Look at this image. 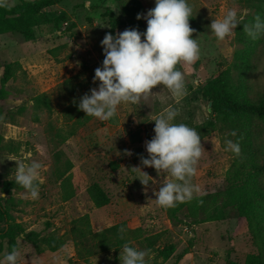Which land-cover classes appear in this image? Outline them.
<instances>
[{"label": "rangeland", "instance_id": "374dc122", "mask_svg": "<svg viewBox=\"0 0 264 264\" xmlns=\"http://www.w3.org/2000/svg\"><path fill=\"white\" fill-rule=\"evenodd\" d=\"M143 1L146 15L155 6V0ZM10 3L14 5L16 0ZM188 3L193 6L195 18L190 24L196 30L192 38L198 39L201 47L198 61L178 66L185 75L188 95L173 97L166 87L157 86L152 89L156 94L149 100L122 104L114 118L108 121L93 118L67 139L60 132L67 129L62 109L69 92L59 85L70 79L75 96L80 97L90 94L92 88L98 89L99 81L94 83L93 78L104 59L101 41L110 33L108 15L125 21L117 32L136 28L143 33L146 20L142 18L135 25L126 22L118 0H65L46 9L52 22L33 27V39L15 33L0 35V67L4 62L16 60L22 65L7 84L9 97L0 101V192L3 182L12 180L9 177L15 172L16 161L35 160L43 165L39 199H31L23 188L11 192L8 205L13 222L41 236L52 232L62 236L69 232L74 219L85 214L89 215L95 231L128 220L148 235L159 233L158 245L175 246V253L163 261L157 260V252L142 241H132L130 245L135 248L151 250L148 264L243 263L249 253L257 252L246 221L237 217L236 210H230V215L227 212L229 217L224 221L194 223L182 214L171 217L169 208L159 207L153 200L154 191L159 190L163 180L174 178L158 174L153 167L141 163V157L148 158L145 141L155 135L152 120L165 108H179L175 122L195 129L210 119L211 102L202 97L201 89L224 70L229 71L238 85L243 100L264 98V35L250 39L241 23L234 36L218 41L210 29L212 20L222 19L228 9L236 10L243 23L254 22L256 15L264 20V0H188ZM193 80L198 83L193 85ZM43 92L52 98L50 113L33 107L32 98ZM239 119L254 146H260L259 153L249 160L245 181L264 183V177L254 173L251 167L264 159V117L246 115ZM137 131L142 144L133 145L131 136ZM226 139L231 137L219 127L201 139L205 153L192 180L201 189L199 195L215 194L227 184L236 155L224 150ZM125 150H132V154L127 155ZM67 160L88 185L102 186L110 198L108 205L97 208L85 189L68 201L62 199L57 172ZM133 167L153 178L148 186L141 184V174L132 171ZM1 244L0 262L9 252L7 241ZM18 245L21 264H121L120 248L81 257L71 240L55 252L44 245L38 250L20 238Z\"/></svg>", "mask_w": 264, "mask_h": 264}, {"label": "clouds", "instance_id": "9594fccd", "mask_svg": "<svg viewBox=\"0 0 264 264\" xmlns=\"http://www.w3.org/2000/svg\"><path fill=\"white\" fill-rule=\"evenodd\" d=\"M10 0H0V8H9ZM193 6L188 0H155V6L146 15L137 14L136 19H145L146 31L126 29L116 35L106 33L101 41L104 59L102 67L95 69L93 82L99 81L97 88L90 94H84L78 108L86 116L101 121L114 118L122 104H140L149 100L156 93L152 89L164 86L173 97L188 95L187 81L179 65H192L201 58L198 39L192 35L196 31L190 26ZM243 24L244 33L252 40L264 35V20L259 15L254 22L243 23L234 9H228L222 19H214L210 29L218 41H224L235 35L239 24ZM143 36V40H142ZM72 44V41H71ZM196 85L198 81H191ZM180 109L169 106L152 121L155 122L154 137L145 141L148 158L141 157L145 167H153L158 174H166L174 179H164L158 191H154L156 205L173 208L181 202H190L201 193L198 185L192 183L198 171V164L205 150L198 131L182 122H175ZM236 136L235 130L229 133ZM225 151H231L237 157L241 155L238 142L226 139ZM127 155L132 153L125 150ZM16 161V160H13ZM17 167L9 179L23 188L33 200L39 199L42 163L16 161ZM132 171L139 172L140 182L149 185L153 178L139 167ZM14 175V179L12 178ZM0 196L5 197L0 192ZM200 203H203L201 200ZM126 229L118 232L124 239ZM20 239H23L21 237ZM150 249L141 250L125 242L120 248L121 264H148ZM22 253L18 246L6 252L0 264H21Z\"/></svg>", "mask_w": 264, "mask_h": 264}, {"label": "trees", "instance_id": "16d2710c", "mask_svg": "<svg viewBox=\"0 0 264 264\" xmlns=\"http://www.w3.org/2000/svg\"><path fill=\"white\" fill-rule=\"evenodd\" d=\"M63 1L65 0H16V3L11 7L0 8V35L15 33L21 34L27 40L33 39V27L52 22L46 9ZM118 1L121 3L126 22L133 25L142 22V19L137 20L136 17L137 14H144L145 12L146 5L143 0ZM108 18L110 33L116 35L119 25L125 21L121 22L112 15H108ZM194 21L195 18L192 15L189 22L191 24ZM21 69L22 65L17 60L4 62L1 65L0 101L9 97L10 92L6 88L7 84L16 77ZM59 86L69 92L68 99L65 100L62 109V116L67 129L60 132L63 139H67L74 136L78 129L95 117L86 116L83 111L79 110L78 104L81 97L75 96L76 90L73 89L74 86L70 79ZM201 95L208 102H211L210 119L196 126L201 139L219 127L227 132L231 140L239 143L241 155L236 156L232 163L231 175L227 178V184L223 190L215 194L197 195L190 202L178 203L177 206L169 208V214L173 218L182 214L194 223H202L224 221L229 217L227 212L230 215V210H236L237 217L246 221L257 252L249 253L243 263L230 261L229 264H264V183L246 182L244 177L250 158L259 153L260 146L259 144L254 146L252 138H249L248 134L243 131L244 126L239 119L246 115L264 117V98L256 101L243 100L239 87L232 80L228 70H224L217 78L207 82L201 89ZM32 101L36 111H47L48 113L53 111L52 98L46 92L37 94L32 98ZM233 130L236 131V136L229 135ZM131 138L133 145L142 144L140 131L132 134ZM251 167L254 173L264 177V159ZM73 168L72 162L67 160L64 168L57 172V177L61 181L62 199L68 201L85 189L97 208L108 205L110 198L102 186L98 183L88 185ZM20 188L14 180H6L2 184L1 192L5 194L6 198L0 196V252L2 251L1 241H7L10 252L14 245L19 247L18 239L23 237V240L34 245L38 250H41L44 245L51 252L60 250L68 240H71L81 257L117 250L125 242L131 243L132 241H142L147 248L154 249L153 251L157 252L155 256L157 260L166 261L175 253V246L172 243L157 244L161 237L159 233L148 235L140 226L135 227L128 220L95 231L88 214L74 219L69 232L62 236H57L53 232L41 236L33 230L28 231L23 224L12 221V210L8 205L11 192ZM201 200L203 203H200ZM121 227L126 229L123 240L120 239L118 232ZM157 246L158 248H156Z\"/></svg>", "mask_w": 264, "mask_h": 264}, {"label": "crops", "instance_id": "0c3cea01", "mask_svg": "<svg viewBox=\"0 0 264 264\" xmlns=\"http://www.w3.org/2000/svg\"><path fill=\"white\" fill-rule=\"evenodd\" d=\"M1 72H2V70H1V67H0V76H1Z\"/></svg>", "mask_w": 264, "mask_h": 264}, {"label": "built area", "instance_id": "2783aa9c", "mask_svg": "<svg viewBox=\"0 0 264 264\" xmlns=\"http://www.w3.org/2000/svg\"><path fill=\"white\" fill-rule=\"evenodd\" d=\"M131 152H132V150H131Z\"/></svg>", "mask_w": 264, "mask_h": 264}, {"label": "water", "instance_id": "95a60500", "mask_svg": "<svg viewBox=\"0 0 264 264\" xmlns=\"http://www.w3.org/2000/svg\"><path fill=\"white\" fill-rule=\"evenodd\" d=\"M210 105H211V103H210Z\"/></svg>", "mask_w": 264, "mask_h": 264}]
</instances>
